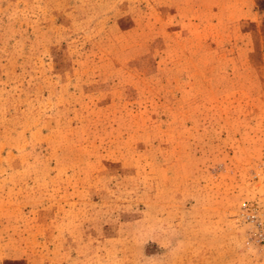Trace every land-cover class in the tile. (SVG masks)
Returning <instances> with one entry per match:
<instances>
[{"label": "rangeland", "instance_id": "374dc122", "mask_svg": "<svg viewBox=\"0 0 264 264\" xmlns=\"http://www.w3.org/2000/svg\"><path fill=\"white\" fill-rule=\"evenodd\" d=\"M264 0H0V264H264Z\"/></svg>", "mask_w": 264, "mask_h": 264}, {"label": "built area", "instance_id": "2783aa9c", "mask_svg": "<svg viewBox=\"0 0 264 264\" xmlns=\"http://www.w3.org/2000/svg\"><path fill=\"white\" fill-rule=\"evenodd\" d=\"M242 218L252 226L254 241L264 249V199L260 204L245 207Z\"/></svg>", "mask_w": 264, "mask_h": 264}]
</instances>
